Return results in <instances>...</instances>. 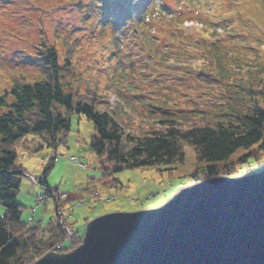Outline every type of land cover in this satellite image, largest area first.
<instances>
[{
    "label": "rangeland",
    "instance_id": "374dc122",
    "mask_svg": "<svg viewBox=\"0 0 264 264\" xmlns=\"http://www.w3.org/2000/svg\"><path fill=\"white\" fill-rule=\"evenodd\" d=\"M182 2L184 9L177 12L185 13L183 22L196 19L193 26L191 21L175 28L153 24L143 39L131 18L119 28L114 21L107 23L103 36L97 0H0V93L15 81L46 79L42 56L53 45L63 88L96 94L103 106L120 109L121 120L128 127L143 120L147 123L146 117L152 114L177 120L233 121L237 112L264 109L260 92L264 82V0H196L194 7L189 1ZM58 109L71 121L67 139L58 140L54 149L46 144L33 153L19 149L16 163L36 181L45 178L49 186L68 194L67 203L75 206L70 220L80 230V238L95 217L154 208L188 186L180 187V183L194 184L191 174L201 163L190 146L185 147V161L173 165L172 174L166 170L170 165H152L91 180L88 170L98 161L89 147L96 135L94 123L62 105ZM28 138L43 142L40 135ZM245 152L238 149L230 161L238 162ZM52 153H59L60 158L44 174L49 162H54ZM73 156L79 164L70 160ZM250 161L255 164L253 157ZM257 162L255 173L264 169V151ZM22 176L17 194L24 207L22 221L29 226L43 225L48 232L50 221L59 224L58 210L67 205L61 201L57 207L50 197L37 206L41 185ZM87 189L97 190L98 199L90 202ZM104 196L107 200H100ZM83 197L86 204L79 206ZM4 212L0 203V216ZM77 242L78 247L82 240Z\"/></svg>",
    "mask_w": 264,
    "mask_h": 264
},
{
    "label": "trees",
    "instance_id": "16d2710c",
    "mask_svg": "<svg viewBox=\"0 0 264 264\" xmlns=\"http://www.w3.org/2000/svg\"><path fill=\"white\" fill-rule=\"evenodd\" d=\"M186 1L192 7L196 4V0ZM97 3L103 36L107 23L114 21L119 28L131 18L135 30L146 39L150 25L166 24L175 28L183 23L185 14L177 12L184 9L182 0H97ZM42 61L46 79L15 81L0 93V203L5 207L0 216V264H18L28 255L30 258L25 264H31L64 238L61 226L51 220L46 236L38 240L37 226L22 221L24 207L17 200L21 183L16 172L21 168L16 163L18 150L33 153L45 144L50 148L57 147L58 140L64 142L71 130L70 119L59 111L58 105L93 121L96 135L91 138L89 147L98 158L97 167L105 171L102 179L125 169L152 165H170L166 170L172 174L173 165L185 161L186 146L192 147L201 163L191 174V183L256 170L257 159L264 151V109L254 107L244 113L237 112L233 121L177 120L152 114L146 117L147 123L143 120L128 127L121 120L120 109L103 106L96 94L63 88L58 74V53L53 45H48ZM260 92L264 97V82ZM30 134L40 135L43 142L29 139ZM241 148L247 152L238 158V162L230 161ZM251 157L255 164L251 163ZM54 165L49 162L44 174ZM42 183L50 191L56 189V186H49L45 178ZM102 184L108 186L106 181ZM189 184L182 182L180 187ZM83 234L82 231L81 236Z\"/></svg>",
    "mask_w": 264,
    "mask_h": 264
},
{
    "label": "water",
    "instance_id": "95a60500",
    "mask_svg": "<svg viewBox=\"0 0 264 264\" xmlns=\"http://www.w3.org/2000/svg\"><path fill=\"white\" fill-rule=\"evenodd\" d=\"M32 264H264V169L182 187L154 208L95 217L77 248Z\"/></svg>",
    "mask_w": 264,
    "mask_h": 264
},
{
    "label": "built area",
    "instance_id": "2783aa9c",
    "mask_svg": "<svg viewBox=\"0 0 264 264\" xmlns=\"http://www.w3.org/2000/svg\"><path fill=\"white\" fill-rule=\"evenodd\" d=\"M57 154L52 153L50 158H55L56 159ZM71 160L73 161L74 164H79L78 162V158L77 156H73L71 157ZM82 165V164H81ZM84 166V165H82ZM90 172V174H92V178L91 180H96L98 178H100L105 171L103 170H98L96 164H94V166H91L90 169L88 170ZM26 176H29V178H31L33 180L34 183L37 182V185H41L39 181H36L34 179L33 176L30 177V175H27L26 173H24ZM43 192H40L37 195V206H40L47 198L48 196L53 197L55 199V201L57 202V207H60V202L63 201L66 198V193L62 190H60V188H56L53 190H49L46 186L41 185L40 186ZM96 195H98V191L97 190H90L87 193L88 196V200L91 202L92 200H96L98 199L96 197ZM156 194L153 193V196H155ZM105 198H100V200H107L106 196H104ZM108 200H111V198H109ZM95 202V201H94ZM86 204V200L84 199V197L79 200V206H84ZM56 207V208H57ZM63 209L62 210H58V216H59V225L61 226V229L63 231L64 234V238L63 240L56 244L50 251L54 252L56 254H66L72 250H74L77 245H78V240H82V238H80V230L75 229V227L73 226V222L70 220L71 218V212L73 211L75 206H72L70 204H67V206H61ZM45 233H46V228L45 226L43 227V225H38V240H42L45 237ZM30 255H28L24 260H21L18 264H25L26 259H29Z\"/></svg>",
    "mask_w": 264,
    "mask_h": 264
}]
</instances>
